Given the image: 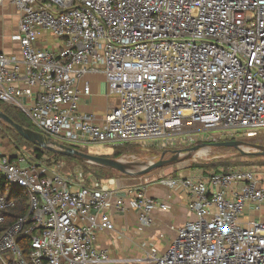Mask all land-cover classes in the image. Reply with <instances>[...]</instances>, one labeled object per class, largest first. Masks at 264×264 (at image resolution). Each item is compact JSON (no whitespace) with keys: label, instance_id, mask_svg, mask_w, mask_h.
<instances>
[{"label":"built area","instance_id":"2783aa9c","mask_svg":"<svg viewBox=\"0 0 264 264\" xmlns=\"http://www.w3.org/2000/svg\"><path fill=\"white\" fill-rule=\"evenodd\" d=\"M11 3L19 14L12 40L22 57L0 53V101L46 137L99 152L185 145L201 136L187 130L195 126L216 143L264 130V0ZM90 74H103L108 97H117L100 115L82 110L92 97ZM8 144L0 139V173L29 194L30 208L0 233V264H105L109 251L97 242L116 230L113 212L133 209L151 226L155 212L170 209L167 200L147 196V183L99 182L93 173L70 172L65 161L23 156ZM162 184L185 189L194 219L176 229L162 254L153 250L152 264H264V168ZM16 206L0 194V225Z\"/></svg>","mask_w":264,"mask_h":264},{"label":"crops","instance_id":"0c3cea01","mask_svg":"<svg viewBox=\"0 0 264 264\" xmlns=\"http://www.w3.org/2000/svg\"><path fill=\"white\" fill-rule=\"evenodd\" d=\"M2 16L10 29L14 28L11 34L17 33L19 14L11 0H5L0 5V17ZM11 36L5 42L1 41L0 53L5 52L21 58L20 45L13 41ZM54 41L56 40L50 39V43ZM86 80L91 85L92 97L88 104L82 106V110L100 115L116 104H110L108 100V87L103 74H90ZM103 100L107 101V109H101L100 104ZM0 139L6 148L9 147L8 143H14L6 137H0ZM197 175V172L189 170L179 173L177 178H191ZM150 181L151 179H148L147 186H145L147 196L167 200L170 203V209L167 212H155L151 226H144L138 220V213L133 209L113 212L116 230L112 233L100 234L97 242L100 249L109 251L110 261L105 264H152L153 250H156L157 254H162L176 235V229L194 219L187 209V198L183 187L169 189L162 182Z\"/></svg>","mask_w":264,"mask_h":264},{"label":"rangeland","instance_id":"374dc122","mask_svg":"<svg viewBox=\"0 0 264 264\" xmlns=\"http://www.w3.org/2000/svg\"><path fill=\"white\" fill-rule=\"evenodd\" d=\"M13 29L14 28L10 29V27L7 25V21H4V16L0 17V43L3 40L5 42L6 39L12 35L11 33ZM56 42L58 41H54V43ZM108 100L110 104L117 103L116 96H111L108 98ZM100 105L101 109H107V101L105 102L103 100ZM187 130H192V133L200 134L201 136H199V138H197L195 135L190 136L192 138H188V141H186L187 144L185 145L177 144L176 146L169 145L167 147H162L159 143H156L143 147L130 145L126 150H122L123 148L119 149L117 147H110L109 149L102 147L99 152H97V148H93L97 153L95 151H91L90 148L82 151L92 155L113 158L114 154L112 156V153L121 150L123 154L117 159L122 160L127 169L136 172H139L152 162H158L163 157L165 160H170L173 158L175 159L172 164H169L161 169H155L147 174L125 175L118 171H113L112 173L108 174L106 170H100L93 165H88V167H86L75 162H68L67 168L72 173H75L77 169L82 170L86 174L89 172L93 173L99 182H104L105 180L112 178H124L128 186H136L140 183H147L148 179H151L153 182H162L169 178H177L179 173L189 170L197 172V176L205 177L208 175V173L218 171L244 170L253 167L264 168V156L259 154H242L241 151L233 147L212 146L211 144L216 142L208 140L207 138H200L202 135H207L206 132L202 131V127L200 126H195L192 129ZM36 132H38V130ZM16 134L18 137H15L13 140L18 145L17 152L20 151L23 156H35V148L40 147L25 140L24 138V140H22V136L17 132ZM6 135H9L7 128L0 122V137H5ZM243 139L244 140H242V142L246 143L244 146L245 148H249L250 152L256 151L250 146L261 145L264 147V130L257 131L254 135L244 137ZM197 147L200 148L195 150ZM201 151H205V154L199 153ZM8 153L12 154L13 151L8 150ZM54 156L55 154H51L48 156V158L54 159ZM49 163H51V160Z\"/></svg>","mask_w":264,"mask_h":264},{"label":"water","instance_id":"95a60500","mask_svg":"<svg viewBox=\"0 0 264 264\" xmlns=\"http://www.w3.org/2000/svg\"><path fill=\"white\" fill-rule=\"evenodd\" d=\"M0 121L6 123L9 127H11L15 132H17L19 135L22 136L25 140L32 142L39 146L40 148L47 149L49 151H52L56 154L63 155L66 157L76 158L80 161L86 162L88 164L97 165L101 167L110 168L114 171H118L125 175H143L147 174L155 169H161L165 166L172 164L174 162V158L170 160H165L164 157L161 158L158 162H153L147 167L141 169L139 172L136 171H129L127 170L126 165L122 162V160L119 159H112L107 158L104 156H97L88 154L82 151H79L73 147H70L68 145L59 143L53 139H50L43 135L42 133L36 132L32 129H29L27 127H24L18 123H16L14 120H12L8 115H6L4 112L0 109ZM47 139V141H45ZM246 143L242 141H227V142H220L215 143L212 146L215 147H233L241 151L242 154H259L261 156H264V151H245L243 149V146H245ZM252 148H256L257 146H250ZM200 147L195 148V150L199 149Z\"/></svg>","mask_w":264,"mask_h":264},{"label":"trees","instance_id":"16d2710c","mask_svg":"<svg viewBox=\"0 0 264 264\" xmlns=\"http://www.w3.org/2000/svg\"><path fill=\"white\" fill-rule=\"evenodd\" d=\"M0 109L2 112H4L6 115H8L12 120H14L16 123L27 127L29 129L32 130H38L37 128H35V126L32 125V123L29 121V119L22 113L20 112L16 107L2 103L0 101ZM3 125H5V127L7 128V132L9 133V135H6L5 137L12 140L14 143H16L13 139H15V137H18V135L16 134V132L9 127L6 123L0 121ZM38 132H40L38 130ZM22 140H24L22 138ZM127 146V147H126ZM126 146H122V147H117L119 149L123 148L122 150H126L127 148H129L130 145H126ZM36 149V154H35V158L37 160H41L43 159L44 156H49L51 154H55V156L53 157L56 160H62L65 161L67 164L68 162H75L77 164H81L83 166L88 167V165H92V164H88L86 162L80 161L76 158H71V157H66L63 155H59L56 153H52L46 149L43 148H35ZM114 154V156H113ZM123 154V152L120 150L118 152L112 153L113 158L112 159H117L120 158L121 155ZM108 158V157H107ZM111 158V157H109ZM96 168H99L100 170H106V172L108 174L112 173L114 170L110 169V168H106V167H101V166H97V165H93ZM0 194L3 196H6L8 199H13L16 201L17 206L14 209L8 210L5 212V215L7 216V221L5 224L0 225V233L6 231L8 228H10L13 224H15L19 219L27 216L29 214V194L27 192H24L22 190L19 189H14L12 187H10L8 181L6 180V178L0 173ZM19 243H21V245L28 251L30 250V238L26 237L24 235H21L18 238Z\"/></svg>","mask_w":264,"mask_h":264},{"label":"bare ground","instance_id":"6f19581e","mask_svg":"<svg viewBox=\"0 0 264 264\" xmlns=\"http://www.w3.org/2000/svg\"><path fill=\"white\" fill-rule=\"evenodd\" d=\"M45 141H47V139H45ZM243 149L245 150V151H249V148H245L244 146H243ZM254 150H256V151H264V147L263 146H261V145H259V146H257L256 148H253ZM199 153H204L205 154V151H201V152H199ZM184 159V158H183ZM127 170H129V169H127ZM129 171H131V170H129ZM134 172V171H133Z\"/></svg>","mask_w":264,"mask_h":264}]
</instances>
